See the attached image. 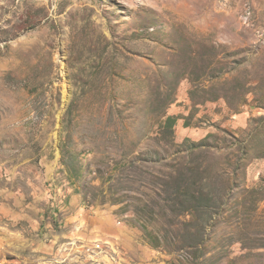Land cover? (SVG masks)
Listing matches in <instances>:
<instances>
[{"label": "rangeland", "instance_id": "obj_1", "mask_svg": "<svg viewBox=\"0 0 264 264\" xmlns=\"http://www.w3.org/2000/svg\"><path fill=\"white\" fill-rule=\"evenodd\" d=\"M189 173L264 264V0H0V264H196Z\"/></svg>", "mask_w": 264, "mask_h": 264}, {"label": "trees", "instance_id": "obj_2", "mask_svg": "<svg viewBox=\"0 0 264 264\" xmlns=\"http://www.w3.org/2000/svg\"><path fill=\"white\" fill-rule=\"evenodd\" d=\"M190 176L191 173L189 178L183 179L179 174L173 179L174 193L171 207L178 212L175 218H184L183 222L179 221L181 228L176 226L183 244L182 248L187 250L194 263L199 264V261L207 255L206 247L210 235L208 223L215 212L212 205L214 199H210L201 187L202 184L195 182ZM218 219L217 217L215 221Z\"/></svg>", "mask_w": 264, "mask_h": 264}]
</instances>
